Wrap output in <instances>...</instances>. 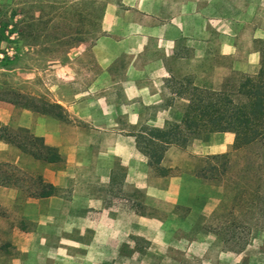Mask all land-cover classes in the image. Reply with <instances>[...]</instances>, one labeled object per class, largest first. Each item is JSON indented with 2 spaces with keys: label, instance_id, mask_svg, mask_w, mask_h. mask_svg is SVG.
<instances>
[{
  "label": "rangeland",
  "instance_id": "1",
  "mask_svg": "<svg viewBox=\"0 0 264 264\" xmlns=\"http://www.w3.org/2000/svg\"><path fill=\"white\" fill-rule=\"evenodd\" d=\"M115 11L121 19L110 36H148L149 49L128 50L136 43L131 40L103 44L124 45L114 49L121 56L107 67L90 47L100 36L103 16ZM179 35L175 57L166 55L163 43H155L163 36ZM260 50L264 0H0V98L31 103L70 122L85 156L94 153L86 149L87 136L104 143L105 152L117 146L126 151L128 143H121L122 138L180 119L187 102L174 96L173 83L163 82L165 69L177 81L188 78L218 90L230 79L253 75ZM133 79H138L140 89ZM149 90L156 95L145 96ZM69 106L76 107L77 116L71 114V119ZM168 107L170 115L163 111ZM131 110L140 113L139 129L128 128ZM229 138L210 134L187 139L181 146L169 145L158 169L172 162L175 172H195L207 157L217 155L207 146ZM230 148L231 143L223 153ZM232 155L233 166L243 165L244 152ZM26 157L14 149L0 151V162L18 161L17 167L30 171ZM262 174L264 193V159ZM199 180L201 185L183 181L187 200L196 198L188 202L194 203L193 210H158L144 204L142 193L134 197L138 213L154 221H141L139 229L129 233L125 206L124 225L118 229L123 230V241L116 240L120 235L110 227L102 240L93 241L87 221L63 224L62 219L38 214L36 206L25 210L24 194H4L10 204L0 205V264H264V203L232 188L237 182L232 173L222 182ZM25 187L28 190L26 183ZM124 191L125 197L131 193Z\"/></svg>",
  "mask_w": 264,
  "mask_h": 264
},
{
  "label": "crops",
  "instance_id": "2",
  "mask_svg": "<svg viewBox=\"0 0 264 264\" xmlns=\"http://www.w3.org/2000/svg\"><path fill=\"white\" fill-rule=\"evenodd\" d=\"M125 1L122 0V2ZM116 12L113 16L110 13L103 16L100 36L90 47L91 52L97 56V60L101 62L103 60L107 67L114 64L121 56V53H114V49L124 45L103 44H122L126 43L127 40H131L136 43L128 45V50L144 52L149 49L147 43L150 38L148 36L135 35L130 39H114L110 36L111 32L118 28L121 19V14ZM179 38L180 35L175 37L163 36L155 40V43L156 41L163 43L162 46H164L166 55L175 57L176 52L179 51L177 45H175ZM140 40L143 42L142 44L139 43ZM258 57L260 62V52H258ZM161 66L164 69L166 68L164 64H161ZM165 71L166 78L163 82L167 83L172 77L168 70L165 69ZM132 83L136 86V89H140L138 79H133ZM146 95L150 98L156 94L154 91L149 90ZM102 96V93L98 94V97ZM75 108L70 106L67 108L69 112L68 119H71L72 115L77 116L73 111ZM163 111L170 115L172 108H164ZM139 115L138 111H130V116L134 121H131L128 128L139 129L141 127L143 123H140ZM150 122L154 121L151 120ZM165 122L164 120L161 125L162 128L165 126ZM0 125L11 130L23 129L29 135L42 139L44 145L54 148L61 158L59 162L55 163L35 160L29 155L23 154L14 146L0 141V151L14 149L19 151L23 157L27 156L31 170L26 171L24 168L18 167L20 170L31 178L40 177L43 183L54 188L53 195L46 198H35L28 196V190L0 186L1 206L10 204L9 199L4 194L14 193L15 196L24 194L26 196L23 199L25 210L29 206H36L38 214L52 215L53 218L62 219L63 224L67 221L69 224L80 225L82 222L87 221V229L94 231L95 238L93 241L102 240V236L109 232V227L111 228L110 231L114 232L113 234L120 235L116 240L123 241V230L118 229L124 225L125 206L129 217V233L134 229H139L138 226L141 221L153 224L154 220L139 214L136 210L137 205L134 204V197H137L140 193L143 194L144 204L150 208L171 211L183 206H189L192 210L194 208V203L189 204L188 202H195L196 198L191 201L187 200L183 181L188 178L193 183L200 182L201 185V181L196 177L195 172H175L174 167L176 164L172 162L167 167L162 166L156 169V167L149 164V159L137 147L135 136H131L130 139H121V143L125 141L128 143L126 151L117 146L111 152H105L101 149L104 143L98 144L92 141L91 136H87L86 149L87 151H94V153H87V156H85L81 153L85 147L77 142L76 127L70 122H63L49 114L18 107L6 101H0ZM223 134H229L232 139L229 138L224 143L221 141L211 142L207 146L211 154H221L228 144L231 143L232 145L234 135L231 133ZM95 146H99L100 149L98 148V151H96ZM0 163L17 166L18 161H15V163L9 161ZM32 170L34 171L31 172ZM161 170L166 171V173L161 175ZM128 189L131 193L125 197L124 190L129 192ZM110 199L114 200V203L109 201ZM125 201L126 205L124 204Z\"/></svg>",
  "mask_w": 264,
  "mask_h": 264
},
{
  "label": "trees",
  "instance_id": "3",
  "mask_svg": "<svg viewBox=\"0 0 264 264\" xmlns=\"http://www.w3.org/2000/svg\"><path fill=\"white\" fill-rule=\"evenodd\" d=\"M259 52V68L253 75H241L235 82L230 79L218 90L198 86L188 78L181 81L172 78L167 81L174 84L172 90L175 96L184 99L187 105L180 119L174 123H167L161 129L146 128V132L135 135L137 147L149 159L151 166L158 169L160 158L169 145L181 146L192 137L202 139L204 135L213 133H231L234 140L230 150L207 157L195 175L199 179L211 178L222 182L232 173L237 182L244 183H233L232 188L242 195L249 192L251 197L264 203V50ZM6 102L38 113H50L31 103ZM46 105L61 109L57 104ZM0 141L14 146L35 160L46 163L61 160L54 148L45 146L42 139L29 135L23 129L11 130L0 125ZM240 151L244 152V163L236 168L232 165V153ZM165 173L164 170L160 171L161 175ZM25 183L30 197L46 198L54 193V188L43 183L40 177L31 178L15 165L0 163V186L24 189Z\"/></svg>",
  "mask_w": 264,
  "mask_h": 264
}]
</instances>
